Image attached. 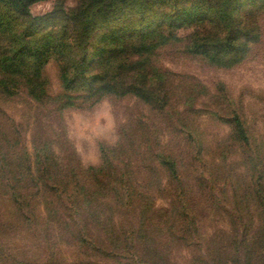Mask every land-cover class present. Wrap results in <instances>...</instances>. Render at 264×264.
<instances>
[{
    "label": "rangeland",
    "instance_id": "rangeland-1",
    "mask_svg": "<svg viewBox=\"0 0 264 264\" xmlns=\"http://www.w3.org/2000/svg\"><path fill=\"white\" fill-rule=\"evenodd\" d=\"M75 4L30 11L51 29ZM254 14L248 50L224 58L193 51L194 27L166 32L150 102L113 69L110 87L90 86L93 65L67 89L56 57L39 76L0 66V264H264V6Z\"/></svg>",
    "mask_w": 264,
    "mask_h": 264
},
{
    "label": "trees",
    "instance_id": "trees-1",
    "mask_svg": "<svg viewBox=\"0 0 264 264\" xmlns=\"http://www.w3.org/2000/svg\"><path fill=\"white\" fill-rule=\"evenodd\" d=\"M40 1L0 0L3 70L15 73L23 67L39 76L56 57L62 62V82L70 89L93 65L97 72L90 86H109L105 70L113 69L120 73V88L148 102L155 92L151 78L160 83L163 77L147 66L166 32L194 27L190 44L195 53L214 59L238 55L248 50V37L255 35L254 12L264 6V0H76L64 11L65 21L48 29L42 18L31 15V6Z\"/></svg>",
    "mask_w": 264,
    "mask_h": 264
},
{
    "label": "clouds",
    "instance_id": "clouds-1",
    "mask_svg": "<svg viewBox=\"0 0 264 264\" xmlns=\"http://www.w3.org/2000/svg\"><path fill=\"white\" fill-rule=\"evenodd\" d=\"M44 7H51V4H48V5H44Z\"/></svg>",
    "mask_w": 264,
    "mask_h": 264
}]
</instances>
